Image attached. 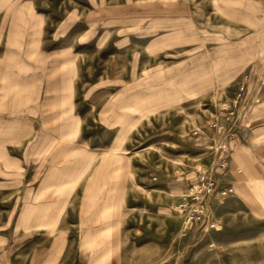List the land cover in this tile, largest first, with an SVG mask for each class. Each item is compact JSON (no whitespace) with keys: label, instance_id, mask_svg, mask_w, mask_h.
<instances>
[{"label":"rangeland","instance_id":"obj_1","mask_svg":"<svg viewBox=\"0 0 264 264\" xmlns=\"http://www.w3.org/2000/svg\"><path fill=\"white\" fill-rule=\"evenodd\" d=\"M225 20L216 0H0V55L7 50L21 64L25 57L27 71L45 82V97L55 99L62 87L60 100H71L64 135L47 136V167L31 170L32 179L41 171L64 184L27 186V169L0 156V264H264V178L236 153L232 170L244 179L237 182L232 160L223 174L204 147L243 72L264 70V53H252L264 42L230 39L237 32ZM216 34L226 40L205 39ZM74 100H85L77 104L80 117ZM88 100L96 113L87 114ZM105 105L114 110L105 114L109 130L99 121ZM239 111L244 136L238 131L229 156L243 144L264 162V94ZM199 169L212 170L234 192L214 200V228L193 225L182 235L173 200ZM168 173L174 195L154 190L153 176ZM110 175L131 183L125 209L114 207L118 185L109 195L103 184L88 185L91 176ZM30 193L53 214L27 216ZM155 200L167 206L165 227L175 229L169 248L154 229Z\"/></svg>","mask_w":264,"mask_h":264},{"label":"crops","instance_id":"obj_2","mask_svg":"<svg viewBox=\"0 0 264 264\" xmlns=\"http://www.w3.org/2000/svg\"><path fill=\"white\" fill-rule=\"evenodd\" d=\"M263 1L264 0H216L217 10H220V15L226 19L225 23L230 24L232 26V33L237 32V34L235 33V35L237 36L234 37L233 34L232 38L230 39L239 41L264 42V16L257 17L256 15L259 14L255 12H259L260 10L264 11ZM251 13L253 14V16L251 15ZM238 29L241 31H246V33L248 34L241 36V31L238 32ZM205 39L226 40V36L216 34V36L206 37ZM255 49V52H252L254 53V56H259L261 53H264V49H261V46L257 45ZM11 56L8 55L7 50L5 55H0V156L7 160L10 167H20L25 170L27 169V186L28 183L30 184L29 186H32L33 184L40 186L43 184L62 185L64 184L63 178H56L55 180L48 182L44 179V176H40L42 174L41 171L37 173L34 179H32L33 177L31 170H42L47 167V136H52L53 134V136L57 138L62 137L64 135V113L68 110L65 109L70 105L69 102L71 100H60L63 91L62 87L61 92H58L56 94L55 99H53L51 96L48 98L47 96L45 97L43 92H45L46 84L41 80V78H38L37 76L34 77L31 71H27L26 58H23V63L21 64V59H18L17 61V59H14L15 56ZM10 61L12 62V64L10 63ZM262 73H264V70L257 71L250 69L243 72V74L248 76L249 85L256 84L258 77ZM263 85L264 83L257 84L256 94L259 97L261 93L264 94V88L261 90ZM90 101L91 100H88V102H86V104L89 105V108L87 109V114H90L91 110H94L96 107L95 101L92 100V103ZM81 102L83 105L85 100H74L73 102L74 113H76L79 117L81 114V110L77 108V104L79 105V103ZM110 107L105 105L103 108L99 109V112L104 114V116L101 117L99 121L102 126L107 130H109L110 127H108L104 123L106 120L105 114L110 113L113 110ZM257 109L258 108L254 109L251 119H253V117L255 116ZM94 113H96V111ZM243 118L244 117L241 116V114L239 116L238 113L234 124L237 134L239 131L242 136H244L243 132L245 131V128H241L243 124ZM42 125L45 126V129L40 128L42 127ZM238 138H240L239 135ZM104 143H107L106 139ZM111 144L112 140L109 142V145ZM236 153L243 154L250 162V164L254 167V169L260 174L257 176H261L264 178V162H262V160L260 159H258L257 162L251 156L249 150L245 148L243 144H239L238 147H236L235 150L232 152V155L229 156V162L230 160H232L230 165V171L232 175H234L237 182L244 179H239L236 176L235 172L232 170L233 163L235 162L234 155ZM56 155H58L59 157L63 155V150L58 149V146L56 148ZM107 164L108 162L105 161L102 166H98V169L101 167H104L106 169ZM57 165L56 168H58ZM91 167L92 165L89 164L88 168ZM111 169L112 168H109V170ZM28 170H30L29 173ZM173 173L171 178L170 174L168 173L167 179L165 178V175L161 174H158V176H153L152 179L155 180L154 183L159 185L154 190H157L158 193H160L161 191V193L174 195L173 189L169 187L170 184L174 182ZM112 178L113 176L110 175L101 177L99 180H97L94 176H91L89 177L88 185L95 186L96 184H103L104 190L107 193L106 195H109L108 191L111 189V186L118 185V199L120 202L114 207L115 209H118V207H121V210L125 209L127 208L126 206L129 200L128 191L130 190L128 188V185L131 183L129 182L127 177L120 176L117 179ZM139 179L140 178L137 177V181H140ZM75 184H80V181H78L77 183L75 182ZM165 185H167V187H165ZM31 191L32 190L30 189V192ZM113 191L115 192L116 190ZM114 192H110V195L114 194ZM88 194H90L89 199L91 200L92 195L94 194L90 192ZM31 195L32 193H30L29 203L27 196V216L43 217L53 214L49 212H42L44 211L43 203L38 205L37 202L42 200L44 201V199L39 198V200H37L36 198L33 200V197ZM179 196L175 200H173V203H176L178 201ZM115 199L116 198L114 197L113 200ZM56 200L58 201V198H56ZM59 200L63 201V197H61ZM33 201H35V203H33ZM154 203L157 204H155L154 208L151 211V215L153 216L151 217L152 219H154L153 221H155V225H157V223L159 224L158 227H155L154 229L158 230L156 231L158 233L160 230L162 233L165 234V236L163 237V241H160L159 244H161V246L166 245L169 248L170 243L174 244L173 237L175 235V229L174 227H170L169 225H167V227H165L164 225L165 219H168L167 216H169V213L165 211L167 206H163V204H160V202L156 200ZM58 210L59 209L57 208L55 211L58 212ZM147 232V229H143V233ZM145 240L149 242L151 239L146 238Z\"/></svg>","mask_w":264,"mask_h":264},{"label":"built area","instance_id":"obj_3","mask_svg":"<svg viewBox=\"0 0 264 264\" xmlns=\"http://www.w3.org/2000/svg\"><path fill=\"white\" fill-rule=\"evenodd\" d=\"M262 83H264V73L258 77L256 84L253 85L248 84V76L245 75L240 83L239 92L231 101V104L222 106L224 121L216 120L211 123L214 136H207L204 147L213 152L211 165L220 168L223 174H225L229 163L230 150L238 141L234 124L239 110L241 108L247 110L252 104L259 101L256 87L257 84ZM193 133L199 135L197 130H194ZM233 192V187L222 184L220 180H217L212 170H197L173 206V210L180 215L182 220V235H186L193 225H198L204 230L214 228V200L224 199Z\"/></svg>","mask_w":264,"mask_h":264}]
</instances>
